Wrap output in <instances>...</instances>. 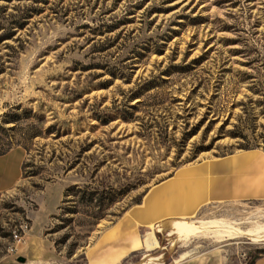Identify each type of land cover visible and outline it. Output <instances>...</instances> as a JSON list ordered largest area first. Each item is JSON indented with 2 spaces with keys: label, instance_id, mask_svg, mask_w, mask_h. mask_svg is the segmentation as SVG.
<instances>
[{
  "label": "rangeland",
  "instance_id": "rangeland-1",
  "mask_svg": "<svg viewBox=\"0 0 264 264\" xmlns=\"http://www.w3.org/2000/svg\"><path fill=\"white\" fill-rule=\"evenodd\" d=\"M16 148L25 158L19 185L0 194V264H88L179 169L264 151V0H0V154ZM200 220L250 229L264 224V201L184 221ZM159 225L157 249L139 242L119 264L264 256V242L241 238L172 248Z\"/></svg>",
  "mask_w": 264,
  "mask_h": 264
},
{
  "label": "crops",
  "instance_id": "crops-1",
  "mask_svg": "<svg viewBox=\"0 0 264 264\" xmlns=\"http://www.w3.org/2000/svg\"><path fill=\"white\" fill-rule=\"evenodd\" d=\"M25 153L16 148L0 155V194L22 179ZM264 201V151L254 149L184 167L151 189L90 248L88 264H119L137 251L140 232L158 224L184 221L204 207L228 202ZM186 222V221H185ZM144 238V237H143ZM30 244L26 238L25 245ZM34 244V243H33ZM264 263V256L255 264Z\"/></svg>",
  "mask_w": 264,
  "mask_h": 264
},
{
  "label": "bare ground",
  "instance_id": "bare-ground-1",
  "mask_svg": "<svg viewBox=\"0 0 264 264\" xmlns=\"http://www.w3.org/2000/svg\"><path fill=\"white\" fill-rule=\"evenodd\" d=\"M240 223H230L225 220H211V221H168L159 225L161 228H166L168 235L172 237L171 247L173 248L180 241H187L189 238L194 236H208L211 238L223 239H247L254 243L264 242V224L254 225L250 229H242L239 227ZM152 230L153 227L151 226ZM159 229V228H158ZM153 232V231H152ZM150 232V238L144 237L142 244L145 252H150L159 247L158 241L156 240L154 233ZM158 258V257H157ZM157 258H150L154 264Z\"/></svg>",
  "mask_w": 264,
  "mask_h": 264
},
{
  "label": "built area",
  "instance_id": "built-area-1",
  "mask_svg": "<svg viewBox=\"0 0 264 264\" xmlns=\"http://www.w3.org/2000/svg\"><path fill=\"white\" fill-rule=\"evenodd\" d=\"M14 239L17 241V242H21V236L17 235V234H14Z\"/></svg>",
  "mask_w": 264,
  "mask_h": 264
},
{
  "label": "trees",
  "instance_id": "trees-1",
  "mask_svg": "<svg viewBox=\"0 0 264 264\" xmlns=\"http://www.w3.org/2000/svg\"><path fill=\"white\" fill-rule=\"evenodd\" d=\"M3 154H5V153H2V154H0V155H3ZM257 259H259V257L254 258L251 264H255V261H256Z\"/></svg>",
  "mask_w": 264,
  "mask_h": 264
},
{
  "label": "water",
  "instance_id": "water-1",
  "mask_svg": "<svg viewBox=\"0 0 264 264\" xmlns=\"http://www.w3.org/2000/svg\"><path fill=\"white\" fill-rule=\"evenodd\" d=\"M18 262L24 263L25 262V259L24 258H18Z\"/></svg>",
  "mask_w": 264,
  "mask_h": 264
}]
</instances>
